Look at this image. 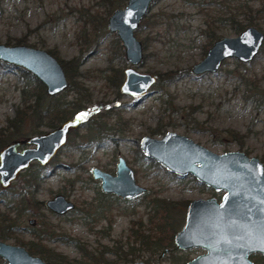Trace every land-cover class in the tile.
Listing matches in <instances>:
<instances>
[{
	"label": "rangeland",
	"instance_id": "rangeland-1",
	"mask_svg": "<svg viewBox=\"0 0 264 264\" xmlns=\"http://www.w3.org/2000/svg\"><path fill=\"white\" fill-rule=\"evenodd\" d=\"M126 1L111 6L107 0H1L0 42L52 49L60 62L80 60L73 77L76 85L66 74L69 85L59 93L67 102L79 104L78 112L69 116H79V123L69 129L65 144L47 164L32 160L7 187L0 184V214L15 217L17 227L3 240L27 247L21 241L38 239L78 264H89L90 255L100 257L95 264L136 260L186 264L205 248L173 246L158 257L163 248L134 239L132 221L156 235L155 224L149 222L148 202L159 197L171 204L169 214L177 230L184 224L190 199L211 195L220 199L223 190L201 183L191 173L170 171L143 153L140 139L173 130L212 151L241 149L264 163V41L248 62L229 57L216 72H191L192 64L215 39L239 33L235 21L246 23L252 17V24L264 31V0H153L135 30L144 56L133 68L154 74L156 80L140 95L121 91L124 69L130 64L118 35L107 29L109 14ZM170 70L178 71L172 80L159 78V73ZM24 71L0 61V129L33 101L24 99L28 80ZM50 128L44 120L37 125L25 109L20 133L0 150L13 140L22 141L18 149L34 146L25 142L35 134L32 131L43 133ZM119 156L132 167L136 182L147 187L146 193L126 199L101 190L91 168L114 173ZM32 176L41 179L30 193L27 181ZM58 193L74 203L64 213L31 200L44 201ZM31 228L52 234L40 239ZM254 259L255 264L264 261L259 253ZM0 264L7 262L0 257Z\"/></svg>",
	"mask_w": 264,
	"mask_h": 264
},
{
	"label": "water",
	"instance_id": "water-1",
	"mask_svg": "<svg viewBox=\"0 0 264 264\" xmlns=\"http://www.w3.org/2000/svg\"><path fill=\"white\" fill-rule=\"evenodd\" d=\"M152 2L127 0L107 18V29L118 35L130 64L124 69L120 89L132 95L143 94L156 80L154 74L133 68L144 56L143 44L135 30ZM263 41L264 31L254 24L245 26L234 36H221L212 42L200 60L192 64L191 72L196 75L216 72L229 57L248 62L257 55ZM0 61L32 73L49 96L59 94L69 85L62 63L46 48L0 42ZM79 120V116L69 117L43 133L29 135L25 142L34 146L18 149L22 141L16 140L2 147L1 186L7 187L32 160L47 164L65 143L69 129ZM140 148L170 171L180 175L191 173L209 187L226 190L220 200L210 196L189 201L185 225L175 233V242L181 248L200 245L207 251L188 260L187 264H253L249 253H264V165L257 156H249L241 149L215 152L173 130L166 131L161 137L143 135ZM91 172L94 178L100 179V187L105 192L131 198L147 190L136 182L132 167L122 156L118 157L115 173L97 166H93ZM45 205L63 213L74 203L58 193L46 199ZM30 221L34 222V219ZM165 251L167 248L160 256ZM0 255L7 264H47L41 255L31 253L24 245L1 239ZM128 264L146 263L136 260Z\"/></svg>",
	"mask_w": 264,
	"mask_h": 264
},
{
	"label": "trees",
	"instance_id": "trees-1",
	"mask_svg": "<svg viewBox=\"0 0 264 264\" xmlns=\"http://www.w3.org/2000/svg\"><path fill=\"white\" fill-rule=\"evenodd\" d=\"M111 6H118L122 4L123 0H107ZM1 4V0H0ZM259 10V9H258ZM232 18V17H231ZM248 21L246 23H242L240 21L236 22V29L241 31L245 26L252 24L253 19L252 17H247ZM20 39V38H18ZM55 55V52L51 49L50 51ZM78 57H73L72 59L68 60L67 62L61 61L62 66L65 68V72L69 78H71V82L73 85L74 80L73 77L78 74V65L80 60L76 59ZM24 75L27 77V87L23 88V95L25 101L33 100L32 103L28 104L25 108H20L17 114L10 118L7 121V126L5 128L0 129V146H3L7 140H9L13 135L20 133V122L24 120L25 117V109L30 111L31 116L34 118V121L37 125L40 124L43 120L50 126H56L59 122L63 119L75 114L78 112L79 104L75 101L67 102L61 94H56L53 96H49L45 92V88L43 84L32 75V73L28 71L23 72ZM178 74L176 70H170L166 72L159 73V78L163 79V81L172 80L175 75ZM37 130H33L32 133H36ZM231 135L236 137H243V134L236 133L235 131H231ZM98 142L101 141V136L98 137ZM41 179V176H32L30 177L27 184L31 187L30 193L36 190L38 185V180ZM32 202L34 203H41V201H37L33 197H31ZM148 204H150L149 210V222L154 223L156 226L157 233L156 235H150V233H146L141 228L136 227L137 225L133 222L131 225V235L134 239H139L141 244L153 248H163L167 245H172L173 243V233L176 229V225L172 216L169 214V207L171 204L164 200L163 198L153 197L149 200ZM47 227H50L46 222L44 224ZM16 218L12 217L7 213L0 214V236L2 237H9L13 235V231L16 230ZM139 229V230H138ZM31 231L34 235H37L38 238H46L49 237L47 231H43V229L35 230L31 228ZM22 243L27 244L28 249L32 253L40 254L44 257L47 264H78L75 259H69L65 254L54 251L49 246L42 243L40 240H27L21 241ZM89 264H95L97 260H100V257L96 259L95 256L90 255L89 257ZM88 264V263H87Z\"/></svg>",
	"mask_w": 264,
	"mask_h": 264
},
{
	"label": "flooded vegetation",
	"instance_id": "flooded-vegetation-1",
	"mask_svg": "<svg viewBox=\"0 0 264 264\" xmlns=\"http://www.w3.org/2000/svg\"><path fill=\"white\" fill-rule=\"evenodd\" d=\"M67 118H69V117H67ZM65 119H66V118H65ZM63 120H64V119H63ZM63 120H62V121H63ZM62 121H61V122H62ZM61 122H60V123H61ZM60 123H59V124H60ZM57 125H58V124H57ZM57 125H56V126H57ZM53 127H54V126H53ZM73 127H74V126H73ZM71 128H72V127H71ZM71 128H70V129H71ZM67 134H68V133H67ZM66 140H67V136H66ZM13 141H16V140H13ZM13 141H9V143H10V142H13ZM65 142H66V141H65ZM7 144H8V143H7ZM64 144H65V143H64ZM64 144H63V145H64ZM19 145H20V144H19ZM63 145H62V146H63ZM62 146H61V147H62ZM61 147H60V148H61ZM17 148H18V147H17ZM60 148H59V149H60ZM59 149H58V150H59ZM56 153H57V152H56ZM258 158H259V157H258ZM259 159H260V158H259ZM260 160H261V159H260ZM261 161H262V160H261ZM262 163H263V161H262ZM263 165H264V163H263ZM115 170H116V169H115ZM19 173H20V172H19ZM19 173H18V174H19ZM114 173H115V172H114ZM16 177H17V176H16ZM101 190H102V189H101ZM147 190H148V189H147ZM147 190H146L145 192H142V193L138 194L137 196H134V197H131V198L138 197V196H140V195L146 193ZM215 190H216V189H215ZM102 191H103V190H102ZM225 191H226V190H223V193H224ZM103 192H105V191H103ZM106 193H111V192H106ZM114 194H115V193H114ZM116 195H117V194H116ZM222 195H223V194H222ZM222 195H221V197H222ZM118 196H119V195H118ZM211 196H214V195H211ZM120 197H121V196H120ZM208 197H210V196H208ZM214 197H216V196H214ZM221 197H220V199H221ZM123 198H125V197H123ZM131 198H126V199H131ZM216 198H217V197H216ZM220 199L217 198V200H220ZM190 200H191V199H190ZM190 200H189V201H190ZM40 201H41L43 204H45V200H44V201H43V200H40ZM189 201H188V204H189ZM47 207H48V206H47ZM48 208H49V207H48ZM49 209H50V208H49ZM187 209H188V205H187ZM187 209H186V213H187ZM53 211H54V210H53ZM54 212H55V211H54ZM56 213H58V212H56ZM63 213H64V212H63ZM29 221H30V219H29ZM185 221H186V214H185ZM185 221H184V224H183V226H182L181 228H179V229H177V230L175 229V231H174V233H173V243H172V245H167V246L163 247V249H164V248H167V251H169L173 246H177V247H179V246L176 244V242H175V238H174V236H175V233H176L177 231H179L180 229H182V228L184 227V225H185ZM30 222H31V221H30ZM174 222H175V224H176V221H174ZM5 238H6V237H2V236H0V239H1V240L5 239ZM3 241H5V240H3ZM5 242H6V241H5ZM23 244H25V243H23ZM20 245H22V244H20ZM198 246H200V245H198ZM25 247H26V246H25ZM201 247H202V246H201ZM26 248L28 249V246H27ZM180 248H181V247H180ZM187 248H188V247H187ZM203 248H204V247H203ZM163 249L160 251L158 257H161L160 254H161V252L163 251ZM28 250H29V249H28ZM29 251H30V250H29ZM167 251H165V252H167ZM206 251H207V249L205 248V251H204V252H206ZM30 252H31V251H30ZM204 252H201V253H199V254H202V253H204ZM31 253H32V252H31ZM256 253H259V254L262 256V259H264V253L259 252V251H257V252H251V253H249L248 257H249V259L252 260L253 264H255L254 256L256 255ZM164 254H165V253H164ZM164 254H163V255H164ZM163 255H162V256H163ZM197 255H198V254H197ZM197 255H196V256H197ZM0 257L3 258L1 255H0ZM194 257H195V256H194ZM192 258H193V257H192ZM192 258H191V259H192ZM3 259H4V258H3ZM189 260H190V259H189ZM45 261H46V260H45ZM187 261H188V260H187ZM256 261H257V260H256ZM6 262H7V260H6ZM46 263H47V262H46ZM98 263H101V262H97L96 264H98ZM263 263H264V261H263ZM263 263H262V264H263ZM186 264H187V262H186Z\"/></svg>",
	"mask_w": 264,
	"mask_h": 264
}]
</instances>
